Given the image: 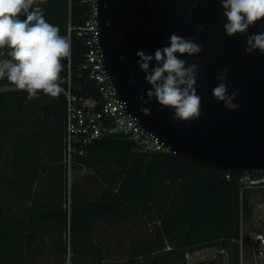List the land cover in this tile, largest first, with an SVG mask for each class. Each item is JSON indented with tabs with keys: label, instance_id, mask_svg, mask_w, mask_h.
Instances as JSON below:
<instances>
[{
	"label": "trees",
	"instance_id": "trees-1",
	"mask_svg": "<svg viewBox=\"0 0 264 264\" xmlns=\"http://www.w3.org/2000/svg\"><path fill=\"white\" fill-rule=\"evenodd\" d=\"M36 6L66 37L69 17L77 26L89 9L82 0H35ZM70 41L71 61L62 59L60 76L70 73L74 91L85 94L87 47L76 29ZM6 53L0 49V59ZM66 104L63 92L29 100L0 78V264H41L44 257L54 264H187L188 253L217 244L227 251L226 264H240L241 222L254 223L256 191L242 189L243 174L167 150H137L124 133L94 140L69 167ZM141 217L153 222L150 231L132 242L128 256L107 257L98 235L102 223ZM217 259L212 263L222 264L223 254Z\"/></svg>",
	"mask_w": 264,
	"mask_h": 264
},
{
	"label": "water",
	"instance_id": "water-1",
	"mask_svg": "<svg viewBox=\"0 0 264 264\" xmlns=\"http://www.w3.org/2000/svg\"><path fill=\"white\" fill-rule=\"evenodd\" d=\"M95 6L107 77L144 133L157 136L168 152L202 167L264 173V54L245 52L247 37L264 32V19L246 33L229 37L220 0H97ZM172 33L202 46L198 57L177 53L188 64H198L195 87L201 114L188 122L173 121L174 110L160 106L155 98L149 104L140 100L147 99L151 85L136 53L154 55L156 49L169 46ZM225 68L229 94L237 92L234 111L212 95ZM143 108L151 114L144 115Z\"/></svg>",
	"mask_w": 264,
	"mask_h": 264
},
{
	"label": "clouds",
	"instance_id": "clouds-1",
	"mask_svg": "<svg viewBox=\"0 0 264 264\" xmlns=\"http://www.w3.org/2000/svg\"><path fill=\"white\" fill-rule=\"evenodd\" d=\"M220 2L223 15L227 18L224 33L229 37L246 33L250 26L264 19V0ZM34 4L35 0H0V49L7 48L8 57L0 59V78H7L17 90L25 91L29 100L40 92L58 98L63 92L58 83L63 70L61 61L71 55V41L60 35L59 26L49 23L43 10L39 6L33 7ZM21 15L26 19L21 20ZM200 30L203 31V28ZM256 50L264 54V32L247 37L245 52L251 54ZM201 51L202 46L193 39L175 33L169 37V46L156 49L154 55L138 51L137 63L151 85L146 91L147 99L141 96V102L149 104L155 98L160 106L174 110L173 121L199 119L201 97L195 87L198 64H188L177 53L198 57ZM153 61L154 66L150 67ZM227 72L225 68L217 76L220 82L214 87L212 95L227 109L234 111L238 107L233 103L237 92L229 94L224 83ZM141 112L147 116L151 114V109L143 108Z\"/></svg>",
	"mask_w": 264,
	"mask_h": 264
},
{
	"label": "built area",
	"instance_id": "built-area-1",
	"mask_svg": "<svg viewBox=\"0 0 264 264\" xmlns=\"http://www.w3.org/2000/svg\"><path fill=\"white\" fill-rule=\"evenodd\" d=\"M96 1L82 0L83 3L89 5L87 17L77 26L71 24L69 17L67 36L70 40L72 30L76 29L85 42L87 49L82 69L91 86L85 94L75 92L70 73L67 77L60 76L58 81L63 88L67 103L64 159L69 167H71L74 154L84 153L91 142L109 134L129 135L135 142L137 150H165L157 136L144 133L138 118L128 112L125 101L116 95V88L107 77L99 45V12L95 6ZM69 5H71V0H69ZM68 61L70 63L71 55ZM63 82H66L67 86H64ZM240 181L242 189L264 188V173H243ZM239 243L240 264H245L246 255L250 264H264V226L253 223L247 228L242 221Z\"/></svg>",
	"mask_w": 264,
	"mask_h": 264
},
{
	"label": "rangeland",
	"instance_id": "rangeland-1",
	"mask_svg": "<svg viewBox=\"0 0 264 264\" xmlns=\"http://www.w3.org/2000/svg\"><path fill=\"white\" fill-rule=\"evenodd\" d=\"M71 180V179H69ZM253 202L252 218L255 225L264 226V188H257L251 195ZM153 222L149 219L141 217L135 221H126L124 223L110 222L102 223L98 230V235L102 239V243L106 250L107 257L111 259L125 257L129 255L131 245L134 240H140L152 228ZM137 242V241H136ZM223 254V263L226 264L228 254L226 250L221 249L219 244L201 248L186 256L187 264H213V260L218 262L217 255ZM46 260H48L46 262ZM41 264H54L51 259L44 257ZM70 264V260L66 262ZM245 264H250L247 255L245 256Z\"/></svg>",
	"mask_w": 264,
	"mask_h": 264
},
{
	"label": "crops",
	"instance_id": "crops-1",
	"mask_svg": "<svg viewBox=\"0 0 264 264\" xmlns=\"http://www.w3.org/2000/svg\"><path fill=\"white\" fill-rule=\"evenodd\" d=\"M190 254V253H189Z\"/></svg>",
	"mask_w": 264,
	"mask_h": 264
}]
</instances>
